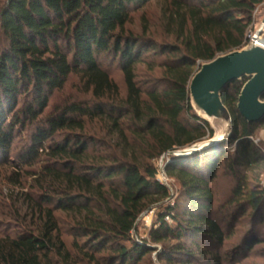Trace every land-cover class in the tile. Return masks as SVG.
<instances>
[{
    "label": "trees",
    "instance_id": "16d2710c",
    "mask_svg": "<svg viewBox=\"0 0 264 264\" xmlns=\"http://www.w3.org/2000/svg\"><path fill=\"white\" fill-rule=\"evenodd\" d=\"M151 1L4 0L1 4L0 35L5 44L0 47V164L10 163L13 142L27 126H34V133L19 154L11 181L21 187L24 167L46 164L31 172L36 198L21 194L30 225L26 222L14 237L0 236V264H140L150 253L148 243L162 245L159 259L165 264L173 259L193 264L197 258L221 264L213 251L223 248L228 236L214 217L210 186L220 167L236 181L229 202L232 222L249 212L252 228L232 248L234 257L263 243L254 229L264 224V189L258 179L264 171V152L263 144L254 139L264 120L248 124L236 109L246 79L230 84L221 95L232 119L229 140L172 158L174 162L165 168L185 207L178 200L176 207L164 208L148 240L132 237L138 218L170 198L168 188L156 179L155 161L212 137L209 126L196 116L185 120L192 112L188 86L196 62H210L243 48L253 12L264 4V0H197L190 5L188 0H171L165 12L184 34L183 50L178 46L161 51L166 53L160 65L163 86L143 91L135 83V66L143 51L161 47L134 38L124 28L131 11ZM106 55L118 59L127 90L124 99H119L117 86L101 67L99 60ZM71 75L92 101L55 107L44 116L50 99ZM95 119L107 122L110 135L123 141L122 157L89 158L90 143L82 134L53 142L65 131L83 133L85 121ZM232 145L230 154L226 148ZM42 156L47 161H41ZM56 164L64 169L52 167ZM58 213L71 222L72 251L61 238ZM167 217L171 225L165 222ZM183 239L189 245L180 242ZM170 241L176 242L168 246ZM201 243L210 250L202 249Z\"/></svg>",
    "mask_w": 264,
    "mask_h": 264
},
{
    "label": "rangeland",
    "instance_id": "374dc122",
    "mask_svg": "<svg viewBox=\"0 0 264 264\" xmlns=\"http://www.w3.org/2000/svg\"><path fill=\"white\" fill-rule=\"evenodd\" d=\"M171 0H153L148 5H145L141 9L133 10L130 13L129 22L125 25V33L132 35L134 38H139L147 40L161 47L153 51H143L141 55V61H139L135 66V83L137 87L141 90L146 91L152 88H162L163 70L161 64L164 60V54L161 53L164 48H177L184 44V34L181 36L176 23H171L168 21L167 8ZM197 0H188V4H196ZM4 0H0V6ZM255 13V14H254ZM253 23L249 27L245 36V45L248 44V37L255 35L260 29L263 18H264V4L257 7L254 11ZM176 21V20H175ZM5 40L0 35V47H3ZM220 56V55H219ZM218 57V56H217ZM101 67L108 73L109 78L114 82L118 88L119 99H124L126 97V86L124 83V78L120 70L118 59L113 56H103L99 60ZM207 62H196L193 69L195 74L200 66ZM193 74V75H194ZM92 101L91 95L84 91V87L80 80L71 75L62 91L55 93L49 101L48 108L44 112V116L49 114L55 107H61L65 104L73 102H89ZM237 105V104H236ZM196 116L195 112L192 111L189 118L185 119L190 122V117ZM123 122V121H122ZM127 125V121L123 122ZM264 131V125L258 132L254 139V143L258 141L263 144L261 151L264 152V142L261 140L260 133ZM34 133V126H27L26 129L18 134L12 145V152L10 153V163L0 164V236H11L14 237L25 225H30L31 218L29 212L26 211L27 207L25 200L21 194H30L32 198H36V190L33 186L34 176L31 172L40 170L43 165L38 164L33 167H24L22 169L23 176L21 178L22 186H16L11 181L14 178L16 171V163L20 152L25 149L30 142V137ZM74 134H82L87 139L89 144V150L87 151V156L89 158H101L105 159L106 156L112 157H122L124 150L126 149L123 141L116 135L111 134L110 125L102 120L85 121V131L83 133L65 131L63 133L57 134L53 142H60L66 140ZM130 140V137H128ZM205 140H208L205 138ZM204 141V140H203ZM130 142V141H129ZM132 144V143H130ZM188 147L182 148L186 149ZM182 149H175L173 152L180 151ZM234 145L226 148V151L230 154L233 153ZM169 153V152H168ZM168 153L159 157L155 161V166L157 168V181L168 188L170 193V198L167 199L162 204H157L146 210L137 220L135 225V231L132 233L133 239L137 241L148 240V232L152 225L157 221V219L164 214V208L166 207H176L177 202H181V207H185V203L182 198H179V187L177 183L170 178L165 173L166 166L174 162L172 158L178 160V157H170ZM41 161H47L45 157H41ZM52 165V164H51ZM57 170L64 169L61 165H53ZM77 171H81L80 167H77ZM253 175V174H252ZM255 175V174H254ZM253 175V176H254ZM250 176V175H249ZM250 176L249 178H251ZM259 186L264 189V171L259 176ZM236 185L235 179L229 175L223 167H220L216 173L215 178L211 182V190L214 195V217L222 224V228L226 231L228 238L224 243V247L214 252L216 256L220 257L221 264H264V224L257 225L254 229L255 234L257 233L259 238L263 243L255 246L251 252L234 257L232 248L238 245L243 238L246 237L252 230L250 219L247 218L249 212L246 216L239 218L235 223L232 222L230 218V211L232 206L229 202L231 199L232 190ZM28 212V213H27ZM60 217L59 227L61 231V238L66 243V246L72 251V235L70 232L71 222L69 219H64L62 214H57ZM165 222L168 225L172 224L171 218H165ZM233 223V224H232ZM232 225V227H230ZM81 242V241H80ZM176 241H170L168 246H171ZM180 242H186L189 245V241L183 239ZM201 248L204 250H210L211 247L203 245L201 243ZM150 248V253H148L140 264H165V261L159 259V255L162 252L161 244H151L148 243ZM107 256V253L105 254ZM174 258H178L174 256ZM180 258V257H179ZM236 258V259H235ZM208 260V257L206 258ZM180 260V261H175ZM172 264H184L181 259H173ZM193 264H207L206 261L195 259Z\"/></svg>",
    "mask_w": 264,
    "mask_h": 264
},
{
    "label": "water",
    "instance_id": "95a60500",
    "mask_svg": "<svg viewBox=\"0 0 264 264\" xmlns=\"http://www.w3.org/2000/svg\"><path fill=\"white\" fill-rule=\"evenodd\" d=\"M264 25V18H263ZM246 79L237 98L236 109L248 124L264 120V49L249 42L239 50L220 55L204 63L192 76L189 103L196 117L212 132L208 140L186 149L169 152L170 157H188L225 143L233 133L232 119L221 95L234 82ZM264 142V131L260 133Z\"/></svg>",
    "mask_w": 264,
    "mask_h": 264
},
{
    "label": "built area",
    "instance_id": "2783aa9c",
    "mask_svg": "<svg viewBox=\"0 0 264 264\" xmlns=\"http://www.w3.org/2000/svg\"><path fill=\"white\" fill-rule=\"evenodd\" d=\"M254 14H253V19H254ZM262 40H264V25H263V23L255 35L248 37V43L252 42L254 45H257V43L259 41H262ZM167 219H168V217H167Z\"/></svg>",
    "mask_w": 264,
    "mask_h": 264
},
{
    "label": "bare ground",
    "instance_id": "6f19581e",
    "mask_svg": "<svg viewBox=\"0 0 264 264\" xmlns=\"http://www.w3.org/2000/svg\"><path fill=\"white\" fill-rule=\"evenodd\" d=\"M256 46H258V47H260V48L264 49V40H262V41H259V42L257 43V45H256Z\"/></svg>",
    "mask_w": 264,
    "mask_h": 264
}]
</instances>
